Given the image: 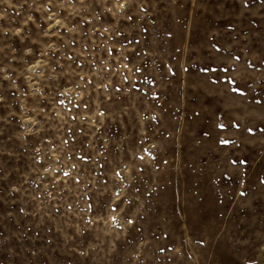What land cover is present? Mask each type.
I'll use <instances>...</instances> for the list:
<instances>
[{"label": "rangeland", "instance_id": "rangeland-1", "mask_svg": "<svg viewBox=\"0 0 264 264\" xmlns=\"http://www.w3.org/2000/svg\"><path fill=\"white\" fill-rule=\"evenodd\" d=\"M0 0V264H264V0Z\"/></svg>", "mask_w": 264, "mask_h": 264}, {"label": "snow or ice", "instance_id": "snow-or-ice-1", "mask_svg": "<svg viewBox=\"0 0 264 264\" xmlns=\"http://www.w3.org/2000/svg\"><path fill=\"white\" fill-rule=\"evenodd\" d=\"M112 3L116 7L117 11L126 7V4L121 2V0H112Z\"/></svg>", "mask_w": 264, "mask_h": 264}]
</instances>
